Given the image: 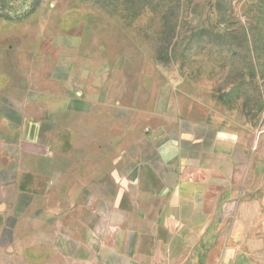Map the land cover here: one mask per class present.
Returning <instances> with one entry per match:
<instances>
[{
    "label": "rangeland",
    "instance_id": "1",
    "mask_svg": "<svg viewBox=\"0 0 264 264\" xmlns=\"http://www.w3.org/2000/svg\"><path fill=\"white\" fill-rule=\"evenodd\" d=\"M6 13L0 109L33 95L85 102L56 116L73 158L42 195L45 213L127 165L150 129L216 107L244 129L264 260V0H0Z\"/></svg>",
    "mask_w": 264,
    "mask_h": 264
},
{
    "label": "crops",
    "instance_id": "2",
    "mask_svg": "<svg viewBox=\"0 0 264 264\" xmlns=\"http://www.w3.org/2000/svg\"><path fill=\"white\" fill-rule=\"evenodd\" d=\"M71 100L0 109V264H264L244 129L216 107L150 129L127 165L45 213L42 195L73 158L55 127L85 105Z\"/></svg>",
    "mask_w": 264,
    "mask_h": 264
},
{
    "label": "trees",
    "instance_id": "3",
    "mask_svg": "<svg viewBox=\"0 0 264 264\" xmlns=\"http://www.w3.org/2000/svg\"><path fill=\"white\" fill-rule=\"evenodd\" d=\"M23 12H24L23 15H26V14H27V11H23ZM17 14H19V15H17L16 18H19V16H20V17L23 16L21 13H17ZM0 16H3V17H5V18H7V19H12V18L14 17V16L11 15L10 13H6L5 15H0Z\"/></svg>",
    "mask_w": 264,
    "mask_h": 264
}]
</instances>
